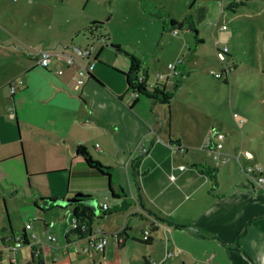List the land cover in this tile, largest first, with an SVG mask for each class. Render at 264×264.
<instances>
[{"label":"crops","instance_id":"obj_1","mask_svg":"<svg viewBox=\"0 0 264 264\" xmlns=\"http://www.w3.org/2000/svg\"><path fill=\"white\" fill-rule=\"evenodd\" d=\"M154 1L115 0L113 6L112 0H103L100 6L114 15L128 7L149 11L158 5ZM46 3L0 0V198L8 201V195L18 190L34 201L32 207L20 208L30 225L24 231L32 245L29 234L36 239L40 231L32 221L42 218L43 244L52 257H46L43 247L36 260L51 264L70 257L74 264L75 256L93 255L102 264L119 251L125 264V251L131 249L136 256L132 254L130 264H142L144 258L155 264H259V247L264 245V187L252 181L254 187L242 175L245 165L256 166V160L249 161L245 155L246 161H240L237 145L232 143L222 155L229 161L221 166L216 165L212 151L203 146L193 150L192 137L176 127L177 119L158 109L166 103L127 92L123 73L130 70V58L119 54H136L116 40L108 22L107 39L83 56L80 51H89L93 40L85 29L105 20L88 15L87 2L77 6L75 0H60L53 5L55 14ZM34 8L37 13L31 12ZM60 9L62 17L57 20ZM185 25L192 29L191 23ZM40 50L52 51L47 68L39 65ZM136 57L143 68L139 78L149 86L161 83L168 91L164 80L169 74L155 79L151 72L155 59ZM88 65H94V78L78 87L77 72ZM80 145L109 168L110 176L76 154ZM143 147L148 154L141 153ZM111 187L119 198L111 195ZM80 192L97 199L100 207L108 206L105 217H94L90 227L97 235L89 239L69 232L72 208L53 207L40 213L34 205L39 198L66 200ZM16 204L14 200L12 206ZM104 218L101 225L95 224ZM148 228L150 244L144 240ZM10 231H15L12 225ZM51 235L55 242L49 240ZM102 236L108 237V243L99 251L92 242ZM168 253H172L169 258ZM18 254L11 264H18Z\"/></svg>","mask_w":264,"mask_h":264},{"label":"rangeland","instance_id":"obj_2","mask_svg":"<svg viewBox=\"0 0 264 264\" xmlns=\"http://www.w3.org/2000/svg\"><path fill=\"white\" fill-rule=\"evenodd\" d=\"M59 1L48 0L46 5L50 12L56 13L53 5H59ZM102 1L75 0V4L83 6L87 2L88 15L108 22L109 31L113 32L116 40L124 44L126 50L134 52L140 58L151 55L155 59L151 63L155 79L160 74H169L170 77L164 81L168 92L174 97L169 104L161 105L158 109H164L167 116L175 117L178 122L176 127L188 132L193 142L190 147L193 150L201 149L205 144L201 143L203 136L206 135L207 139L209 130L214 128L227 135L225 148H230V143L237 145L236 154L240 153V161H246L245 151L240 149L243 147L253 154V159L246 158L249 161L256 160L254 165H261L264 170V0H249L234 9L228 7L235 0H156L154 5H158L147 9L149 11L145 8L143 12H139L128 7L118 9L114 15L100 6ZM114 1L112 0V4ZM6 2L10 4V0ZM30 10L38 12L37 8ZM61 17L60 9L57 20ZM172 19L180 25L185 24L186 19H191L195 30L186 25L172 29ZM224 26H227V30H223ZM175 30L178 31L177 34ZM199 40L203 42L199 43ZM98 42L102 43L96 39L90 41L88 55L94 50L92 46ZM226 47L238 64L231 83L228 84L224 81L228 64L220 54ZM125 53L119 54L122 59ZM170 64L177 66V74L170 69ZM218 73L223 75L222 79L216 77ZM234 113L240 116L242 123L235 120ZM251 164L245 166L250 168ZM242 173L243 178L249 180L243 170ZM40 189L43 191V186ZM20 193L21 191L14 190L8 195V201L0 198L1 238L10 239L11 225L14 232L21 235L29 225L20 208L27 205L32 207L34 201L26 199ZM14 200L18 203L14 205L15 208L12 206ZM54 211L58 213L59 210ZM46 217L51 220V216ZM100 217L103 218V214ZM106 220H96L95 224L101 225ZM32 223L40 230L36 239L28 231L32 246H24L17 251L7 248L2 264H11L10 260H16L18 253V264H26V260L30 261L32 258V249L39 250L43 247L46 257L51 260V254L43 244L42 218L35 219ZM135 233L142 236L141 231ZM9 244L12 247L15 242L11 241ZM259 248L257 259L259 264H264V245L260 244ZM251 252L255 253L254 250ZM125 254L128 256L125 257V264H130L131 256H136V253L128 249ZM98 255L101 259L102 255ZM74 264L100 263L91 255L84 258L75 256Z\"/></svg>","mask_w":264,"mask_h":264},{"label":"trees","instance_id":"obj_3","mask_svg":"<svg viewBox=\"0 0 264 264\" xmlns=\"http://www.w3.org/2000/svg\"><path fill=\"white\" fill-rule=\"evenodd\" d=\"M246 1L249 0H240V1H234L229 7L228 9H234V7H239V6H243L245 4ZM191 21V19H186L185 21ZM105 23L106 22H98V21H94L92 22L89 27H87L85 29L86 33H88L90 35L91 38H96V36L98 37V35L100 36V38H105L107 39V30L105 28ZM180 24L172 19L171 21V27L175 28L177 26H179ZM191 28L193 30L194 26L191 25ZM199 43H202V40L198 41ZM113 48H115L116 50H121L120 47L118 46H114L112 45ZM220 53H222L225 56V62L228 64V68L225 70V83H231V79H232V75L235 69L238 68V64L235 62V60L233 59L232 54L230 53V50L228 49V51H220ZM129 58H130V63H131V67L130 70L127 73H123L124 76L126 77L127 80V85H128V89L127 92L129 94H133V95H137L139 96H143V97H147V98H151L153 100H158L162 103H166L169 104L172 100V98L174 97L172 94H170L168 91H166V86L160 84H157L156 86H149L145 80L140 79L139 75L140 73L143 71L142 68V64L140 63V60L131 54L125 53ZM143 74H145V71L143 72ZM94 78L91 74L89 75V78ZM162 87V88H160ZM76 154L78 156H82L85 161L87 162V164L93 168L98 170L99 172H101L104 175L110 176L109 174V168L104 167L99 161H96L92 155L88 152V150L86 149V147L80 145L77 147L76 149ZM214 173H216L215 170H213ZM110 192L111 195L114 198H119L120 196L117 195L115 193V191L113 190V188H110ZM58 199H45V198H39L35 203V208L38 212L40 213H45L49 210H51L53 207L56 208H62L59 206L54 205L53 203L55 201H57ZM68 208H72V212H73V217L77 220L78 222V228L77 229H70V233L75 235L76 237L80 238V239H89L92 238L95 235V233H93L90 225L94 220V217L96 218H101V214H103V216L105 217L107 215V213H105L102 207L99 206L100 208V214L97 215L93 209H91L90 207L83 205V204H77L74 206H70ZM68 208H66L65 210H67ZM111 215V214H109ZM72 217V218H73ZM72 221V219H71ZM14 232V231H13ZM17 234L14 232L12 233V237L9 240H5L4 238L0 237V264H2L3 262V258H4V254H5V250L7 248L11 250V246H10V242H16V238L18 236H16ZM151 235V234H150ZM23 238V246L21 248H23L24 246H30L31 244L29 243V240L26 236V231H24L22 233ZM119 239V238H118ZM150 236L149 239L146 241L147 244H150ZM32 246V245H31ZM33 251L31 252V262H29L28 264H46L43 260H36V252L34 249H32ZM51 264H73V262L71 261L70 257H64L62 259H56L54 261H52ZM102 264H123L122 263V258H121V254L120 252H116L114 255L113 260H104ZM142 264H155L153 261L144 258V261L142 262Z\"/></svg>","mask_w":264,"mask_h":264},{"label":"built area","instance_id":"obj_4","mask_svg":"<svg viewBox=\"0 0 264 264\" xmlns=\"http://www.w3.org/2000/svg\"><path fill=\"white\" fill-rule=\"evenodd\" d=\"M223 30H227V26H224ZM174 32L176 34L178 33V31H176V30ZM224 51H228V48L226 47L224 49ZM38 52L41 55L39 65L44 67V68H47L48 65L51 63L52 51L40 50ZM220 54H221L222 59L225 61V56L222 53H220ZM69 62L74 63V60L70 59ZM179 62L181 63L182 60H179ZM169 67L171 70H173L177 74V71H176L177 66L175 64H170ZM93 69H94V65H88V66H82L78 70L76 78H75L76 84L78 87H81L85 84V82L89 79V75L91 74V71ZM59 72L63 73V70H59ZM216 77L219 79H222L223 75L221 73H218V74H216ZM234 118L236 121L239 120L238 123L243 122V120L240 119V116L237 113H234ZM226 139H227V135L224 132H221L219 130H215L214 128H212L209 130L208 138H207L205 144L203 145L204 150H208V151L213 152L214 161H215L217 166L224 165V164L228 163V161H229V158L227 156H222L224 149H225ZM141 153L142 154H148L149 149L143 147L141 149ZM245 155L247 156V158L253 159V154L251 152H246ZM180 168L185 169L184 166H181ZM244 170H245V173L247 174V176L249 177V179L251 181H253L259 187H264V170H263V167L261 165H256V166H252L250 168H245ZM103 209L107 210L108 206L104 205ZM28 227H30V225H28ZM71 228H73V229L78 228V222L74 217L72 218V221H71L70 229ZM70 229H69V231H70ZM150 234H151V228H148L146 231H144V240L145 241H147L149 239ZM49 240L52 242H55L56 237L51 235V236H49ZM107 243H108V237L102 236L99 241L92 242V245L96 250L102 251L105 248V246L107 245ZM22 246H23V238H22V236H18L16 238L15 244L11 247V250L17 251ZM34 250L36 252V256H39L40 250H37V249H34ZM87 250L88 249H86V251ZM171 256H172V253H168L167 257L169 258Z\"/></svg>","mask_w":264,"mask_h":264},{"label":"water","instance_id":"obj_5","mask_svg":"<svg viewBox=\"0 0 264 264\" xmlns=\"http://www.w3.org/2000/svg\"><path fill=\"white\" fill-rule=\"evenodd\" d=\"M185 24H181L178 26V28H182ZM96 40H106L105 38H94ZM94 47V46H92ZM80 53L83 55V56H86L88 55L90 52L87 51H80ZM73 59L75 57H72ZM76 61H78V59H76ZM250 183V182H249ZM252 183V181H251ZM252 185L255 187L254 183H252ZM54 205L56 206H59V207H62V208H67V207H70V206H74V205H77V204H83V205H86L88 207H90L91 209H93V211L98 215L100 214V208H99V202L97 199L91 197L90 195H87V194H84V193H77L75 195L74 198H71V199H58L57 201H55L53 203Z\"/></svg>","mask_w":264,"mask_h":264},{"label":"flooded vegetation","instance_id":"obj_6","mask_svg":"<svg viewBox=\"0 0 264 264\" xmlns=\"http://www.w3.org/2000/svg\"><path fill=\"white\" fill-rule=\"evenodd\" d=\"M188 23H191V21H190V20H189V21H187V22L185 21V24H188Z\"/></svg>","mask_w":264,"mask_h":264}]
</instances>
